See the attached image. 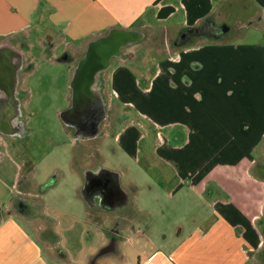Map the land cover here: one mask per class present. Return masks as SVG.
Here are the masks:
<instances>
[{"label": "crops", "instance_id": "0c3cea01", "mask_svg": "<svg viewBox=\"0 0 264 264\" xmlns=\"http://www.w3.org/2000/svg\"><path fill=\"white\" fill-rule=\"evenodd\" d=\"M231 1L0 0V47L12 46L6 37L30 28L32 15L37 20L46 15L56 29L65 24L60 28L65 46L86 47L76 59L67 54L74 65L71 75L89 42L113 28L138 31L143 39L144 26L174 34V53L153 57L154 66L150 61L139 66L136 57L125 61L122 48L121 56L112 58L117 61L115 66L111 60L105 71L109 76L102 82V93L107 89L119 102L133 97L126 99L127 105L133 107L136 99L149 110L157 105L161 110L163 101L173 102V124L151 119L160 133L147 139L149 142H142L145 133L138 141L123 134V129L115 141L127 148L146 173H153L148 176L150 188H157L168 199L193 193L206 202L208 210L199 214L180 246L149 251L131 263L123 261L120 248L122 231L129 227L106 230L96 259L120 252L121 264H255L259 253V264H264V42L233 44L231 39L224 40L230 27L226 22L217 24L214 11L218 5L232 6ZM249 2L250 8L246 0H238L239 14H250L253 8L264 12V0ZM206 21L220 28L228 26L229 31L219 37L199 34V22ZM132 72L144 73L145 84L129 87L126 81ZM112 82L121 89L117 99ZM157 94L159 101L154 98ZM17 97L20 101L19 94ZM172 127L173 133L169 131ZM138 150L144 151L143 158L136 155ZM12 157L0 142V264H53L45 249L49 242L37 235L44 231H30L27 222L33 221V215L29 221L15 207L18 195L26 189L20 188V167ZM105 179L111 180L109 175ZM113 180L123 193L117 179ZM125 198L121 203L128 200ZM130 207L120 214L122 222L131 220ZM111 238L114 242L109 245Z\"/></svg>", "mask_w": 264, "mask_h": 264}, {"label": "rangeland", "instance_id": "374dc122", "mask_svg": "<svg viewBox=\"0 0 264 264\" xmlns=\"http://www.w3.org/2000/svg\"><path fill=\"white\" fill-rule=\"evenodd\" d=\"M231 3L229 7L218 5L214 11L217 24L226 22L230 27V33L224 40L231 39L233 44L264 42V12L253 8L250 14H239L238 0ZM246 3L250 8L249 0ZM45 17L40 15L37 20L36 14L32 15L30 28L5 39L12 45L10 48L17 49L20 55L19 58H12L13 65L21 66L22 60L24 67L28 64L18 74L20 111L16 121L12 122H15L16 129L12 128L9 135L0 132V142L18 162L21 182L30 183L22 188L29 189L27 200L36 205L39 213L34 214L32 222H27L30 231L36 234L44 231L37 235L49 242L45 249L53 264H121L120 252L114 257L106 253L97 259L96 254L104 231L120 229L121 226L123 230L125 225L129 228L123 230L120 237L121 252L125 256L123 261L135 262L138 257L155 249H175L191 234L188 233L189 227L199 214L205 215L207 212L206 202H201L190 192H182V195L168 199L157 188H150L152 180L148 176L153 173H146L131 158L127 148L115 141L121 129L123 134L138 141L142 140L144 133L147 138L142 142L152 139L160 132L151 119L173 124V102L163 101L161 110L157 109L159 105L149 110L147 105L142 106L135 99L137 104L132 107L126 104V99L133 100V97L120 98L119 102L113 100L112 93L104 89V118L94 134L79 135L74 124H66L61 119V113L71 108L70 82L74 65L69 62L67 54L76 59L86 47L65 46L61 41L60 29L65 24L56 29ZM198 26L202 29L200 22ZM147 29L148 26L142 29L144 39L142 37L138 43L123 49L125 61L129 57H136L139 66H144L148 61L154 66L153 57L156 59L160 54L170 56L174 53V34L165 29ZM116 63L113 59L112 65ZM108 76L107 72L101 75L103 83ZM144 78V73L132 72L126 83L129 87L134 83L145 84ZM112 88L115 90L113 96L117 99L116 92L121 93V89L115 87L113 82ZM137 98L142 99V95ZM154 98L159 101L158 94ZM169 131L173 133L174 128ZM128 141L130 146L132 141ZM138 152L136 155L143 158L144 151ZM105 173L112 174V180L117 179L124 196L130 200L129 222L114 218L122 211L115 213L104 207L102 195L98 196L102 198L98 206L91 204L90 198L82 191L90 176ZM113 210L117 211V206ZM138 250H141V254L136 253ZM254 263H261L259 253H256Z\"/></svg>", "mask_w": 264, "mask_h": 264}, {"label": "water", "instance_id": "95a60500", "mask_svg": "<svg viewBox=\"0 0 264 264\" xmlns=\"http://www.w3.org/2000/svg\"><path fill=\"white\" fill-rule=\"evenodd\" d=\"M221 28L223 33L229 31L228 26ZM142 37L135 30L113 28L89 42L84 56L72 71L71 108L61 113V119L66 124H74L79 135L94 134L104 118L101 75L109 69L112 58L121 56L122 48ZM19 57L16 50L0 47V132L7 135L11 134L9 128L20 111L17 87L21 66L12 63V58Z\"/></svg>", "mask_w": 264, "mask_h": 264}, {"label": "flooded vegetation", "instance_id": "af4514ba", "mask_svg": "<svg viewBox=\"0 0 264 264\" xmlns=\"http://www.w3.org/2000/svg\"><path fill=\"white\" fill-rule=\"evenodd\" d=\"M208 22L210 23L211 21H206L205 23L200 24L202 29H199V27H198L197 32H199V34H207V35L210 34L211 36H214V37L221 36L222 35V28L215 25V23L213 21H212L213 23L211 22L209 25H206V23H208ZM26 67H28V64H26V66L24 67V60H22V65H21L20 71L26 69ZM20 71H18V74ZM18 82H19L18 83V85H19L20 84V75H18ZM19 91H18V94L20 95ZM12 128H14V130L16 129L15 122L12 123V125L10 126V128H9L10 132H11ZM14 132H17V130ZM108 175L111 176L112 174H108V173L106 174L105 173L102 176L100 174H96L95 176H90L86 180L87 183H86V185L82 191H84L85 195L90 198L91 204H96L98 206H100L101 199H102L101 197L99 198L98 196L102 195V197L104 198L103 202H102L104 207L111 209L115 213H117V211H115L113 209L117 205L122 204L120 206V208L122 209L121 211L124 214V212H126V210H128V208L130 206V201L127 200L124 203L116 204V202H117L116 200H120V198H121V200H123V199L126 200V198H125L124 194L116 188V183L114 180H112V178L110 181H108V179H105V176L107 177ZM23 182L20 183V188H22L23 185L29 186V184H30L28 181H26L25 184H23ZM22 189H24V188H22ZM26 190H28V189H26ZM26 190H24V192H22L21 194L18 195V199L15 202V207H17L18 210L21 211V213L23 214L24 217L30 218L32 215L34 216V214L38 213V211H37L36 205H32L31 204L32 201L27 200L26 195L28 194L27 193L28 191H26ZM6 212L10 213L11 210L8 209V210H6ZM116 218L118 220L120 218V215L117 214ZM116 224H118V222H116ZM113 242H114V239L111 238L109 245H111Z\"/></svg>", "mask_w": 264, "mask_h": 264}, {"label": "bare ground", "instance_id": "6f19581e", "mask_svg": "<svg viewBox=\"0 0 264 264\" xmlns=\"http://www.w3.org/2000/svg\"><path fill=\"white\" fill-rule=\"evenodd\" d=\"M177 47V46H176Z\"/></svg>", "mask_w": 264, "mask_h": 264}]
</instances>
